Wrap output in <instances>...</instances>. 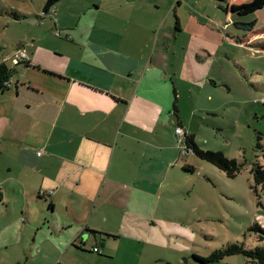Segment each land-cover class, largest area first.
Masks as SVG:
<instances>
[{
    "label": "rangeland",
    "instance_id": "1",
    "mask_svg": "<svg viewBox=\"0 0 264 264\" xmlns=\"http://www.w3.org/2000/svg\"><path fill=\"white\" fill-rule=\"evenodd\" d=\"M45 2L0 0V60L15 68L14 80H42L41 72L26 73L24 64L14 65L12 56L22 47L33 57L40 54L42 67H53L60 53H83L106 67L90 49L73 47L70 38L85 43L88 23L96 19L129 21L141 42L135 52L143 74L148 66L144 83L161 77L167 82L160 84L165 110L153 129L142 121L146 133L136 187L142 193L137 191L134 204H121L136 214L120 215L126 226L120 229V219L111 220L120 238L98 237L109 241L106 248L92 236L86 246L41 248L45 238L27 229L21 204L5 198L0 201V264H204L199 258L231 244L264 245L252 230L264 228V189L252 173L254 164L264 168V0H60L42 14ZM61 20L79 28L70 35L59 26ZM12 90H0V173L9 150L42 136L21 119L25 114ZM186 136L203 152L236 160L241 172L231 178L192 149L186 151ZM188 165L195 171L186 170ZM128 180L133 183L129 173ZM36 211L43 218L45 211ZM62 213L55 214L58 221ZM246 259L234 255L208 264H247Z\"/></svg>",
    "mask_w": 264,
    "mask_h": 264
},
{
    "label": "crops",
    "instance_id": "2",
    "mask_svg": "<svg viewBox=\"0 0 264 264\" xmlns=\"http://www.w3.org/2000/svg\"><path fill=\"white\" fill-rule=\"evenodd\" d=\"M59 26L70 35L79 28L64 20ZM88 27L86 42L75 41L72 36V46L90 49L106 67L83 53H60L53 67H42L40 54L37 58L32 52L27 61L21 62L26 66L24 72H41L42 80L34 77L35 82L28 83L27 76L14 80L16 70L12 78L19 82L12 91L15 103L25 114L21 119L37 127L42 136L37 141L23 140L18 146L15 141L16 149L8 151L9 160L0 173V194L2 201L6 198L21 204L27 229L45 238L40 240V247L57 251L78 242L86 246L91 243L90 236L103 248L109 241L99 240L101 235L120 238L111 220L117 221L124 214L136 217L121 204H134L137 191L142 193L136 189L141 182L142 135L146 133L142 121L153 129L165 110L160 97V84H167L165 78L144 83L148 66L143 74L141 58L135 52V46L141 43L135 35L137 27L129 21L97 19ZM34 50L45 49L35 46ZM46 54L54 56L49 51ZM44 70L64 78L47 77ZM19 97L21 102L17 101ZM37 209L45 211L43 218ZM60 210L63 213L58 221L55 214ZM120 225V229L127 225L123 216Z\"/></svg>",
    "mask_w": 264,
    "mask_h": 264
},
{
    "label": "trees",
    "instance_id": "3",
    "mask_svg": "<svg viewBox=\"0 0 264 264\" xmlns=\"http://www.w3.org/2000/svg\"><path fill=\"white\" fill-rule=\"evenodd\" d=\"M60 0H46L42 14H49L52 12L53 8ZM16 15L18 19V15ZM264 49V47H263ZM22 63L14 64L18 66ZM29 66V65H28ZM15 73V68L10 69L5 60H0V90L2 92L10 91L12 89H16L19 85V82L15 83L12 78ZM43 73L47 77H57V78H64L59 76L53 72L44 70ZM81 86L91 88L89 86H85L80 84ZM176 92V91H175ZM177 108V107H176ZM186 143V151L191 150L198 155L200 158L212 163L220 170L224 171L229 177L235 178L240 172L242 167L238 164V162L234 159H227L222 153L216 152H203L201 151L198 146L194 143L193 138L186 136L185 139ZM261 147V145L259 144ZM188 171H195V168L192 165H188L186 167ZM253 180L256 185H262L264 189V168L259 164H254L253 169ZM41 198V197H40ZM0 201H2V196L0 194ZM252 230L254 233L258 234V242L264 241V228L260 227L259 225H255ZM113 237V236H111ZM115 237V236H114ZM116 238V237H115ZM97 253L99 252L98 248ZM84 250V249H83ZM234 255H243L245 256L247 264H264V245H256L253 248H247L243 243H236L231 244L230 246L226 247L225 249H220L215 251L211 257L206 259L199 258L204 264H208L211 262H218L223 260L226 257L234 256Z\"/></svg>",
    "mask_w": 264,
    "mask_h": 264
},
{
    "label": "built area",
    "instance_id": "4",
    "mask_svg": "<svg viewBox=\"0 0 264 264\" xmlns=\"http://www.w3.org/2000/svg\"><path fill=\"white\" fill-rule=\"evenodd\" d=\"M28 59V53L27 49L25 47H22L21 49H18L14 55L12 56V61L14 64H18L24 61H27ZM178 131L181 132V129H178ZM95 252H97V249H94Z\"/></svg>",
    "mask_w": 264,
    "mask_h": 264
}]
</instances>
